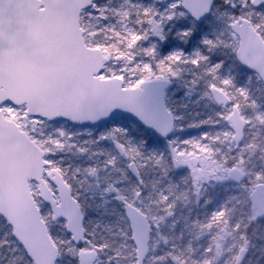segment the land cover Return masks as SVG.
Listing matches in <instances>:
<instances>
[{
	"label": "snow or ice",
	"instance_id": "obj_1",
	"mask_svg": "<svg viewBox=\"0 0 264 264\" xmlns=\"http://www.w3.org/2000/svg\"><path fill=\"white\" fill-rule=\"evenodd\" d=\"M0 264H264V0H0Z\"/></svg>",
	"mask_w": 264,
	"mask_h": 264
}]
</instances>
